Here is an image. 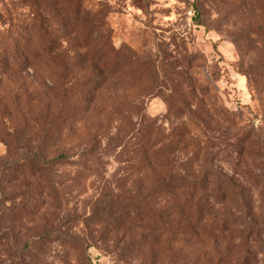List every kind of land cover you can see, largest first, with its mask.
<instances>
[{
  "label": "rangeland",
  "instance_id": "rangeland-1",
  "mask_svg": "<svg viewBox=\"0 0 264 264\" xmlns=\"http://www.w3.org/2000/svg\"><path fill=\"white\" fill-rule=\"evenodd\" d=\"M245 133L264 0H0V264H264Z\"/></svg>",
  "mask_w": 264,
  "mask_h": 264
},
{
  "label": "trees",
  "instance_id": "trees-1",
  "mask_svg": "<svg viewBox=\"0 0 264 264\" xmlns=\"http://www.w3.org/2000/svg\"><path fill=\"white\" fill-rule=\"evenodd\" d=\"M255 138H258L259 141H257V147H254L252 145V135L245 133V135L243 136L242 140H243V148H247L249 150V154L253 157H255L258 160H262V174L261 172L258 173L256 176L261 178L264 175V136L262 137L261 135L257 134L255 135ZM67 158L66 155L61 154L60 156H58L56 159L57 160H62ZM225 184V185H224ZM223 189H226V191L229 192L230 196L228 198L227 194L224 193V196L228 198V209H227V215L225 216V218L223 219L224 222V227H232L235 229H240V225H242V223H240V220L243 217H246L245 215H238V213L241 212V208H242V202L245 204V206H247L248 204H246L245 201V195L244 193H242V186L239 185L238 180H236L233 177L228 178V180H225V183L223 182V184H221ZM192 194V193H191ZM194 198V194L192 195H186L185 199L186 202L189 203L190 201H192V199ZM238 203L240 205V207L238 208ZM236 207V208H235ZM236 209V213H234V209ZM251 217V214L249 213V215H247V217ZM246 217L245 222H243V224L245 225V227L248 230H253L255 227V224L252 220H249ZM9 254L11 256H15V257H22V255H24V248H16V249H12L9 252ZM10 256V257H11Z\"/></svg>",
  "mask_w": 264,
  "mask_h": 264
}]
</instances>
